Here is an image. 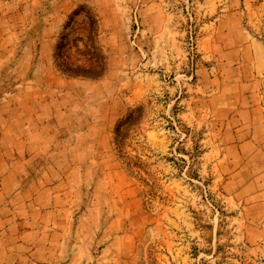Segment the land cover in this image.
Returning a JSON list of instances; mask_svg holds the SVG:
<instances>
[{
  "label": "rangeland",
  "instance_id": "rangeland-1",
  "mask_svg": "<svg viewBox=\"0 0 264 264\" xmlns=\"http://www.w3.org/2000/svg\"><path fill=\"white\" fill-rule=\"evenodd\" d=\"M0 105V264H264V0H0Z\"/></svg>",
  "mask_w": 264,
  "mask_h": 264
},
{
  "label": "crops",
  "instance_id": "crops-1",
  "mask_svg": "<svg viewBox=\"0 0 264 264\" xmlns=\"http://www.w3.org/2000/svg\"><path fill=\"white\" fill-rule=\"evenodd\" d=\"M5 105H0V110L5 109ZM8 116H6V113L0 112V217L2 219L5 216V207L3 201L6 200V194L3 191L4 187L3 184L8 183H15L17 182L16 177V172L20 170V165L14 164L12 168H14L12 171H8L7 173V164H10L11 162H8V160L5 159L6 157V152L8 150V136H7V122H8ZM18 138V137H17ZM19 139V138H18ZM14 141H16L14 139ZM9 146H17L19 149L21 148V145H17V143H10ZM11 149V148H10ZM9 178H8V177ZM18 195L15 196V199L17 198ZM23 198V197H22ZM21 198V199H22ZM5 220H2V223H4Z\"/></svg>",
  "mask_w": 264,
  "mask_h": 264
},
{
  "label": "trees",
  "instance_id": "trees-1",
  "mask_svg": "<svg viewBox=\"0 0 264 264\" xmlns=\"http://www.w3.org/2000/svg\"><path fill=\"white\" fill-rule=\"evenodd\" d=\"M121 125V124H118V126Z\"/></svg>",
  "mask_w": 264,
  "mask_h": 264
}]
</instances>
